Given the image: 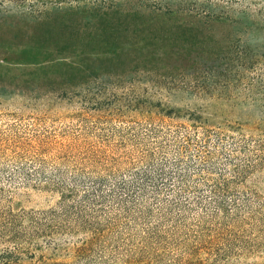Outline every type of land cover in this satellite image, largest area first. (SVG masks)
<instances>
[{"label": "rangeland", "instance_id": "obj_1", "mask_svg": "<svg viewBox=\"0 0 264 264\" xmlns=\"http://www.w3.org/2000/svg\"><path fill=\"white\" fill-rule=\"evenodd\" d=\"M70 18L44 33L83 39L79 72L80 54L52 40L25 60L32 43L0 33V264H125L139 250L150 264H264V82L238 65L229 21L180 12L101 32ZM139 170L151 180L134 192ZM84 190L102 206H84ZM111 194L138 196L127 212ZM96 226L107 235L72 262Z\"/></svg>", "mask_w": 264, "mask_h": 264}, {"label": "trees", "instance_id": "obj_2", "mask_svg": "<svg viewBox=\"0 0 264 264\" xmlns=\"http://www.w3.org/2000/svg\"><path fill=\"white\" fill-rule=\"evenodd\" d=\"M0 0V33L4 28H16V31L21 34L26 40L32 43L33 47L23 48L21 57L25 60L35 59L33 53L34 48H40L43 44L48 43L52 40L54 43L55 50L58 53L66 52L68 50L74 54H80L82 58L79 60L81 65H74L70 67L75 72L81 71L80 68H85L92 63L90 58L87 57V52L82 47L83 39L77 40L80 45L73 40L72 37L63 38H46L47 33H44V28L50 27H61L65 30L69 27L71 16H81L84 20V24L80 27L85 31L90 27H96L101 32H106L108 24H104L110 20L122 19L127 20H139L146 16H171L177 13L189 12L194 16L202 19L211 18L214 20H227L229 21L231 32L230 34L236 38L238 52L239 66L248 71L258 72L260 79L264 82V37L261 32H264V0L256 1L253 5L259 6V10L254 11L252 3L247 4V0ZM233 2H241L245 5L240 11L232 13L229 9L231 6H227L229 10H225L223 3L232 4ZM83 41V42H82ZM40 45V46H39ZM5 44H1L0 47H4ZM231 48L233 46L231 45ZM74 50V51H73ZM37 54V52H36ZM40 53H38L39 55ZM49 56H46V59ZM196 122V118H193ZM202 161H207V156L204 152H201ZM204 163V162H203ZM206 168L202 169L201 172L207 174ZM174 173L177 181H185L186 174H182L180 168V160L175 163ZM157 176L164 178L167 174L163 166L157 168ZM173 173L170 172L172 177ZM135 177L139 180L138 185L133 187L134 192L141 190L144 182L151 180L149 173L145 170L138 171L135 173ZM126 186V183L124 184ZM127 186V188H130ZM76 186L71 189L65 188L66 191L71 194H76ZM94 191L102 190L92 186ZM84 199L82 200L84 206L93 205L97 207L102 206V202L105 196L102 194H94L93 190H84ZM133 193V192H132ZM112 195V194H111ZM129 195V194H127ZM114 200L118 198L116 195H112ZM138 196V195H137ZM131 196L125 197L123 200H119L123 205H119L123 210L129 212L132 209L126 206L129 202H134L136 197ZM159 194L155 193V197ZM65 192H61L59 203L63 204L66 200ZM117 198V199H116ZM137 205L132 207L136 208ZM87 237L83 239L78 246L74 248L76 259H83L87 257L92 251L93 247L103 237L107 235L106 230L99 228L98 226L93 227L87 232ZM11 233L8 234L10 238ZM12 239H15L14 236ZM146 240V238H145ZM12 241V240H11ZM14 242V241H12ZM16 242V241H15ZM209 241L201 242L208 244ZM214 239L210 240L212 245ZM20 246H13L15 250H19ZM145 250H139L140 256H129L125 264H150V259L145 257L143 254ZM192 253H188L191 255ZM2 264H18L19 261H12L10 259L5 260ZM69 263V262H68ZM62 264V263H61ZM179 264H191L188 260L181 259Z\"/></svg>", "mask_w": 264, "mask_h": 264}]
</instances>
